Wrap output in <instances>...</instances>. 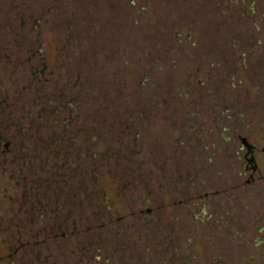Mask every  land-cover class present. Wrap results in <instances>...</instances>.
<instances>
[{
  "label": "rangeland",
  "instance_id": "rangeland-1",
  "mask_svg": "<svg viewBox=\"0 0 264 264\" xmlns=\"http://www.w3.org/2000/svg\"><path fill=\"white\" fill-rule=\"evenodd\" d=\"M103 1L0 0V264H264V84L222 71L231 47L222 70L201 58L235 19L264 29V0H238L240 19L225 0ZM152 124L179 126L168 153Z\"/></svg>",
  "mask_w": 264,
  "mask_h": 264
},
{
  "label": "flooded vegetation",
  "instance_id": "flooded-vegetation-1",
  "mask_svg": "<svg viewBox=\"0 0 264 264\" xmlns=\"http://www.w3.org/2000/svg\"><path fill=\"white\" fill-rule=\"evenodd\" d=\"M147 1H148V3H147L148 8L142 7V9H144L148 13H153L155 15L160 14V12H161V14H168L171 12L170 10L172 9V7H173V9H175V6H173L174 0H147ZM107 2H108V0L103 1V4H104V6L102 8L103 11H105L107 9L106 8L107 4H108ZM219 2L221 3V0H219ZM219 2L217 4L218 6H219ZM188 3H190V4L193 3V5L197 4L196 2H192L191 0H189ZM243 3H239L238 0H234V1L225 0L224 6L225 7L228 6L227 11L232 12L233 15H236L237 19H240V18L246 16L244 11H242V10H244ZM158 8L161 9L160 12H156V9H158ZM169 8H171V9L169 10ZM213 9H214V7L211 8V10H213ZM251 12H252L253 16H257V18L259 19V17H258L259 14H257L255 12L254 8L251 9ZM107 13H108V11H106V15H107ZM262 16H264V15L262 14ZM11 18L12 19L16 18L17 23H19V25H21V26H24V21H27L25 15L23 17H20L19 15L14 14V15H11ZM235 21L236 22L234 23L233 27H227L226 28L223 26L221 29H219V32L221 34L219 33L218 35L213 36L210 39H208L207 42H204V46L202 47L203 48V55L201 56V58H203L205 62H208L210 66H213V69L218 68V69L222 70L220 68L221 63H224L225 61L222 59H219L218 57L220 56V52H222V48L225 50L224 47H229V48L231 47L232 55L235 57L234 64L239 66V70L238 71L236 70L235 72L231 71V69H230L231 72H227L225 70H222V71L228 75L232 74L231 75L232 77L234 76L235 73L240 74V78H243L242 76H244V75H246V76L250 75V76H252V79L254 80V84L256 86H259L260 84H262V82L264 84V29H258L256 24H253V26H255V27H252V26L247 27V25L245 26L244 23L238 22L236 19H235ZM258 23L261 24L262 20H261V22H258ZM104 24H108V21H105ZM141 24L144 27H140L138 23L132 24V28L129 31V34L132 36V39H135L137 41V44H135L132 41V43L136 46L137 45L141 46L143 44V43H141L142 39H143L142 42H147V43L150 40V39H146V35H145V32L148 31L149 27H145V25L143 23H141ZM3 26L1 27L2 30H4ZM231 28H232V30H235V34H234L235 36L232 35V33H230ZM248 28H250V30H252V31L254 30L253 32L256 34L257 37L249 39V37H248L249 35L248 36L243 35L244 34L243 30L248 29ZM5 30L10 31V26L6 25ZM12 31H13V29H12ZM197 35H198L197 40L202 39L203 36L200 35V31L198 32ZM226 35H230V37L233 39H230L227 42L224 38ZM119 37H121V36H119ZM87 40H89V39L87 38ZM243 40H245V41H243ZM251 40H253L252 46L253 45L257 46V48L255 50H253V47L249 43V41H251ZM140 43H141V45H140ZM81 46H82L81 49L87 48V50L89 52H91L90 47L88 46V43H86V44L84 43ZM78 47H80V46H78ZM119 47H120L119 50H121V52L123 54L121 57H124L125 55H128V56L137 55L136 58L146 59L145 57H141L142 54H140V53L134 54V52H131V50L132 51L134 50L132 48V44H130V45L129 44L128 45H119ZM76 48H77V46H76ZM260 48H261V50H260L258 56L255 57L256 61L251 62V59L253 58V56L250 57L251 52H258ZM143 51H146V50H143ZM218 62H220V63H218ZM155 64L156 63H152L151 66H153ZM119 70H120V68H119ZM120 71L117 73L118 75L121 74ZM112 72H113L112 75L114 77H115V75H116V77H118V75L116 74V72H117L116 67L114 69H112ZM178 95L180 96V93H178ZM155 103L163 105L162 103H158V102H155ZM140 105L141 104H137L135 107L132 108L133 115L137 117L136 118L137 122H139V120L143 121V119L141 117L146 116L145 110L139 109ZM26 112H27V110H26ZM27 114H26V117L32 116V111L28 112ZM171 114H172V110L170 108L167 107V108L163 109L160 112V116H161L163 122L171 121L169 119ZM158 118L161 119L159 116H158ZM160 122H161V120H160ZM161 126H162V124L160 126L159 125L157 126L156 124H152L151 129H152V132L154 134H156V136H155L156 138L154 139V136L152 137L151 146H148V147H150L156 151H158L159 149H162L168 153V151L166 149H172V148H169V146H171V142H170L171 138L178 136L177 134L172 135L171 134L172 131H173V133H177V132L180 133L181 131H180V128L178 126L177 128L176 127L175 128L170 127L169 128L170 130H167L168 132H166V131H164V129L160 128ZM161 140L163 142L158 143V141H161ZM178 140H180V139L178 138ZM160 144H161V146H159ZM73 163L76 165V167H79L78 161L77 162L74 161ZM80 165H81V167L85 166L82 163H80ZM124 215H125V213H124ZM187 240H189V242H191V239H187ZM187 240L185 239V241H187ZM193 246H194V244H193ZM184 247H187V245ZM189 248H190V246H189ZM199 259H202V258L199 257ZM194 260L196 261V264H200V262H202L199 260L197 261L195 257H194Z\"/></svg>",
  "mask_w": 264,
  "mask_h": 264
},
{
  "label": "trees",
  "instance_id": "trees-1",
  "mask_svg": "<svg viewBox=\"0 0 264 264\" xmlns=\"http://www.w3.org/2000/svg\"><path fill=\"white\" fill-rule=\"evenodd\" d=\"M260 50H261V48L259 49L258 52H251L250 57L253 56V58L251 59V62H252V61H253V62L256 61V60H255V57L258 56ZM87 51H88V50H87ZM88 53H89V51H88ZM115 77H116V75H115ZM236 77H239V78H240V74H236V73H235L234 76L231 77V80H235ZM251 77H252V76H251ZM240 81H241V79H240ZM78 98H79V96H78ZM72 101H73V99H71V100L69 101L70 104H69V102H68L67 105H68V106L71 105ZM80 104H81V106H78V107H77V110H78V111H82V110H83L82 108L84 107V106H82L83 104L81 103V100L78 101V105H80ZM78 108H79V109H78ZM226 112L229 113L228 110H227ZM78 115H80V114L78 113ZM239 116H242V115L240 114ZM133 117H134V119L137 118L136 116H133ZM227 117H231V114L229 113ZM233 117H234V116H233ZM235 117H236V116H235ZM156 122H157V121H156ZM156 125H157V124H156ZM225 130H226V129H225ZM239 143H240L239 145H241V148H242V147L247 148V154L251 155V154L253 153V150H254L255 145L250 144V143L247 141V138H246V137H245V138L243 137ZM241 148H240V149H241ZM60 153H61V152H60ZM245 157L248 158V161L250 160L251 162H253V156H252V157H251V156L248 157V156L246 155ZM84 167H85V166H84Z\"/></svg>",
  "mask_w": 264,
  "mask_h": 264
}]
</instances>
